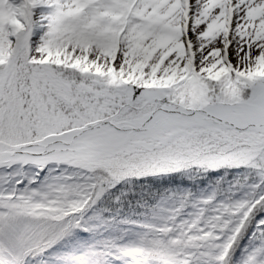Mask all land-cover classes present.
I'll return each instance as SVG.
<instances>
[{
    "label": "snow or ice",
    "instance_id": "1",
    "mask_svg": "<svg viewBox=\"0 0 264 264\" xmlns=\"http://www.w3.org/2000/svg\"><path fill=\"white\" fill-rule=\"evenodd\" d=\"M0 264H264V0H0Z\"/></svg>",
    "mask_w": 264,
    "mask_h": 264
}]
</instances>
